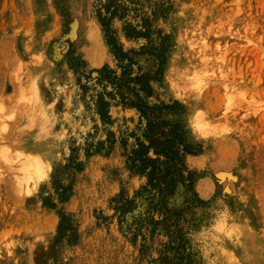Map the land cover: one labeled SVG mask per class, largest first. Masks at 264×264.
Returning <instances> with one entry per match:
<instances>
[{
	"label": "rangeland",
	"instance_id": "obj_1",
	"mask_svg": "<svg viewBox=\"0 0 264 264\" xmlns=\"http://www.w3.org/2000/svg\"><path fill=\"white\" fill-rule=\"evenodd\" d=\"M111 1L0 0V264H264V0L112 1L115 85ZM128 73L182 106L192 183L163 201L127 164Z\"/></svg>",
	"mask_w": 264,
	"mask_h": 264
},
{
	"label": "trees",
	"instance_id": "obj_2",
	"mask_svg": "<svg viewBox=\"0 0 264 264\" xmlns=\"http://www.w3.org/2000/svg\"><path fill=\"white\" fill-rule=\"evenodd\" d=\"M112 1L111 4L104 5L109 16L102 15L99 11L98 17L104 28L105 41L109 50L119 61L123 71L120 76L116 75V72L108 66H104L97 71L101 75V79L109 77V81L115 85V81L118 84L123 82L124 70H126L127 65L125 62L131 59L117 42L116 38L109 34L110 27L108 23L113 16L112 14L115 13V7ZM110 8L112 9L110 10ZM141 36L145 37L142 34ZM127 78L128 84H133L130 92L136 98L135 101L132 100L130 102V105L135 107L140 112L141 118L145 120L142 128V137L144 140L135 136L133 132L130 135L135 138L136 143L127 157V164L131 171L146 177V183L143 187L144 190L148 188L153 189L154 195H159L163 201L166 195H169L173 191L177 180L181 181L182 184L185 183L184 186H191L192 183V174L187 171L184 163V156L194 152L192 145L187 140V131L183 127L180 119L165 120L161 118L163 110L175 111V108L179 107L180 109L182 106L177 101H173L172 104L161 103L159 105H149L142 98V93L146 96L150 95L151 87L149 84V76L142 73L137 75L128 73ZM121 95L122 98L125 97L123 94ZM108 105V102L99 101L98 113L102 119L108 117ZM63 198L66 199V197ZM126 202L130 201L128 200ZM126 202L123 201L115 208H125L127 206ZM155 205H159L158 201L155 202Z\"/></svg>",
	"mask_w": 264,
	"mask_h": 264
},
{
	"label": "bare ground",
	"instance_id": "obj_3",
	"mask_svg": "<svg viewBox=\"0 0 264 264\" xmlns=\"http://www.w3.org/2000/svg\"><path fill=\"white\" fill-rule=\"evenodd\" d=\"M76 28H77V22L74 21L70 25V36L75 37V35H76Z\"/></svg>",
	"mask_w": 264,
	"mask_h": 264
}]
</instances>
